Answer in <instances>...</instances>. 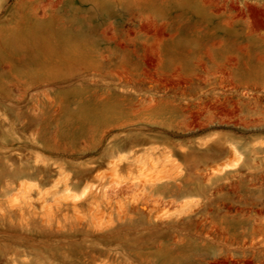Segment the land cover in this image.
<instances>
[{"label":"rangeland","instance_id":"rangeland-1","mask_svg":"<svg viewBox=\"0 0 264 264\" xmlns=\"http://www.w3.org/2000/svg\"><path fill=\"white\" fill-rule=\"evenodd\" d=\"M0 264H264V0H0Z\"/></svg>","mask_w":264,"mask_h":264},{"label":"bare ground","instance_id":"bare-ground-1","mask_svg":"<svg viewBox=\"0 0 264 264\" xmlns=\"http://www.w3.org/2000/svg\"><path fill=\"white\" fill-rule=\"evenodd\" d=\"M258 17L257 18H259L260 16H261V14L260 15H258V14H256ZM255 18V17H254ZM254 18H252V20L254 19ZM255 20V19H254ZM256 20H260L261 21V23H262V20L261 19H256ZM256 22V21H255ZM258 23H260L259 21H258ZM255 25V24H254ZM258 25V24H257ZM9 186V185H8ZM67 194H70V191H69V189H67V192H66ZM81 198H77V197H75V199H74V203H73V205H75L76 206V204L79 202V201H82V200H80ZM263 223V222H262Z\"/></svg>","mask_w":264,"mask_h":264}]
</instances>
